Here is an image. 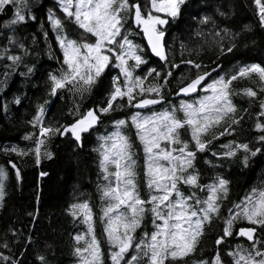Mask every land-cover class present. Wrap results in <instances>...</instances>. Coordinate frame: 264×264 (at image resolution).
I'll return each mask as SVG.
<instances>
[{"label":"snow or ice","instance_id":"obj_1","mask_svg":"<svg viewBox=\"0 0 264 264\" xmlns=\"http://www.w3.org/2000/svg\"><path fill=\"white\" fill-rule=\"evenodd\" d=\"M252 3L258 26L264 30V0ZM187 4L188 0H55V7L47 10L48 27L40 24L49 59L54 58L49 34L54 38L61 54L56 57L59 67L47 72V98L36 103L34 115L26 122L33 131L22 140L30 146L11 145L3 152L9 157L32 156L39 166L42 159L53 158L49 145L54 138H65L75 149H82L86 135L99 133L104 118H110V129L105 127L96 135L92 149L97 157L99 215L90 198L77 197L67 209L80 229L72 237L76 264H187L186 258L197 252L201 257L192 264H264V185L253 187L238 202L231 201L225 211L231 181L216 171L224 161H239L242 168H249L258 155H264V98L257 100L264 93V66L238 64L225 72L219 59L238 46L240 32L220 28L208 15L199 18L201 27L195 33L202 43L189 48L182 42L181 57L187 51L188 58L178 64L167 37ZM217 13L227 18V13L219 9ZM0 14H10L2 25L9 32L7 45L0 48V60L7 61L4 80L21 67L24 70L18 74L29 79L37 68L24 62L32 52L17 33L37 19L32 0H0ZM207 25L212 27L205 31ZM32 42L36 43L35 36ZM206 46L218 53L214 66L200 59ZM12 49L17 53L12 54ZM153 57L158 58L156 66ZM181 65L187 71L177 77ZM244 79L254 80L258 89L233 86ZM64 92L73 100L67 113L71 119L49 123L47 106L53 99H63ZM94 93L102 98L81 110L85 97ZM237 96L247 98L250 105L258 103L254 125L258 146L235 139L248 113L234 102ZM12 102L20 105L21 97ZM0 109L7 113L8 102H0ZM133 136L143 154V184ZM226 137L232 139L220 143L219 151H211L220 163L204 160L212 173L207 183L202 182L208 173L198 167V157ZM10 169L20 179L12 159L0 166V207L7 196ZM215 225L220 226L216 250L205 258L200 246ZM229 239L246 243H234L224 251ZM0 248L10 251L7 242ZM37 260L48 264L44 256ZM0 264L23 261L0 252Z\"/></svg>","mask_w":264,"mask_h":264},{"label":"trees","instance_id":"obj_2","mask_svg":"<svg viewBox=\"0 0 264 264\" xmlns=\"http://www.w3.org/2000/svg\"><path fill=\"white\" fill-rule=\"evenodd\" d=\"M32 5L37 17L36 21H29L20 27L17 34L23 38L32 52L24 58V62L35 65L37 71L31 78L24 79L18 74L24 70L21 67L16 73L10 72L5 81L2 73L3 65L7 61L0 60V102H8L7 113L0 109V166H5L8 159H12L21 173L20 179L17 180L14 170L9 171L7 196L3 206L0 207V243L7 242L10 251L0 248V252L21 259L23 264H39L37 256H44L48 264H76L72 237L80 229L68 215L67 209L71 203L76 202L77 197L81 200L90 198L94 211L99 215V198L96 190L97 157L92 149L96 146V135L102 134L105 127L110 129V118H104V124L100 126L99 133L86 135L82 149H75L71 141L65 138H54L49 145L53 158L42 159L39 166L35 164L32 156L9 157L4 154L3 149L11 145L22 148L30 146V142L22 140L26 132L33 131L26 122L34 115L36 103L38 101L42 103L47 98L45 96L47 72L59 67L56 57H60L61 54L55 45L54 38L50 33L49 40L53 46L54 58L49 59L48 49L40 31L41 22H44L45 28L48 27L47 10L55 7V0H32ZM254 7L252 0H188L181 20L171 26L167 37L168 43L174 49L176 62L179 64L182 58H188L187 51L181 57L182 42L189 48L197 47L202 43V39L195 33L201 27L198 23L199 18L208 15L213 17L220 28L227 26L235 32H240L237 39L238 46L232 53L221 56L219 59L225 72L234 70L238 64L260 63L264 66V30L258 26ZM217 9L227 13V18L219 16ZM9 18L10 14H0V48L7 45L9 32L2 25ZM245 26H250L253 30L243 31ZM211 27V25L204 26V30L208 31ZM33 36L36 37L35 44L32 42ZM173 37L176 38L175 42ZM11 51L12 54L17 53L16 49ZM217 55L215 48L206 46L200 59L204 64L214 66L213 61L217 60ZM157 61L152 58L151 63ZM181 71L186 72L187 66L181 65L175 75L179 77ZM233 86L238 90L246 87L258 89V84L254 80L247 79L235 81ZM17 96L21 97L20 105L12 102ZM101 98L95 93L86 96L81 110L93 107ZM261 98H264V93L258 94L257 100ZM234 102L240 108L248 109L241 126L237 128L235 139L258 146L255 144V138L259 133L254 128L256 113L259 111L258 103L250 105L248 99L241 96L235 97ZM72 104L73 100L68 92H64L63 99H53L47 106V121L54 124L56 121L64 123L71 119L67 113ZM113 115L119 117L121 114ZM228 139L232 137L221 138L214 142L209 153L201 154L199 158L208 154L214 162L220 163L211 156V151H219L220 143H226ZM136 145L139 148L137 142ZM198 162L202 165L201 160ZM223 163L224 167L216 171H221L231 181L229 201L225 202L224 210L226 211L231 201L238 202L253 187L264 185V155H258L249 168H242L239 161ZM209 171L211 172L208 167L207 172ZM41 172H46L48 175L41 177ZM208 179L209 176H205L202 182L207 183ZM100 231L101 228L98 225V235ZM219 231L220 226L215 225L207 232L200 246L204 257L210 258L214 255L216 250L214 240ZM237 242L246 243L243 239L238 241L229 239L223 246V250L227 251ZM104 248L106 251V245Z\"/></svg>","mask_w":264,"mask_h":264},{"label":"rangeland","instance_id":"obj_3","mask_svg":"<svg viewBox=\"0 0 264 264\" xmlns=\"http://www.w3.org/2000/svg\"><path fill=\"white\" fill-rule=\"evenodd\" d=\"M138 39V38H137ZM133 138H134V136H133ZM138 143V142H137ZM134 144H136V141H134ZM135 150L137 151V153H138V155H139V157H140V159H139V163H140V165H141V168H142V164H143V154H142V150L140 149V148H137V145H136V148H135ZM205 159H208V160H212L211 158H210V156L207 154L206 156H203L202 158H199L198 157V161L199 160H201V164L202 165H200V162H198V167L202 170L203 169V171H205V172H207V166L208 165H206V164H204V160ZM207 167V168H206ZM210 169V168H209ZM141 170V169H140ZM211 170V172L209 171V172H207L208 173V176L210 177L211 176V173H212V169H210ZM141 184H143V180H142V170H141ZM201 257V253L200 252H197L194 256H192V257H190V258H186L187 259V264H192V261L193 260H195V259H199ZM204 257V256H203ZM206 258V257H205Z\"/></svg>","mask_w":264,"mask_h":264},{"label":"flooded vegetation","instance_id":"obj_4","mask_svg":"<svg viewBox=\"0 0 264 264\" xmlns=\"http://www.w3.org/2000/svg\"><path fill=\"white\" fill-rule=\"evenodd\" d=\"M159 63V61H157L156 63H152V66H156Z\"/></svg>","mask_w":264,"mask_h":264},{"label":"water","instance_id":"obj_5","mask_svg":"<svg viewBox=\"0 0 264 264\" xmlns=\"http://www.w3.org/2000/svg\"><path fill=\"white\" fill-rule=\"evenodd\" d=\"M154 60H158V58L153 57Z\"/></svg>","mask_w":264,"mask_h":264}]
</instances>
